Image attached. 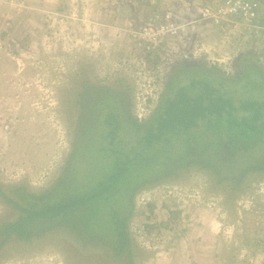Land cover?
<instances>
[{"label":"rangeland","instance_id":"374dc122","mask_svg":"<svg viewBox=\"0 0 264 264\" xmlns=\"http://www.w3.org/2000/svg\"><path fill=\"white\" fill-rule=\"evenodd\" d=\"M222 1L0 0V264H264V142H232L226 131L192 140L186 161L175 153L136 177L132 209L128 194L119 196L129 239L121 249L112 228L98 230L99 220L79 210L64 221L46 219L44 231L28 224L29 238L5 233L26 214L2 194L28 208L37 201L28 194H46L62 174L76 135L91 149L108 141L104 123L89 134L94 140L79 134L81 116L88 124L92 112L101 117L117 105L147 119L175 71L176 82L188 85L203 76L201 66L233 80L244 64L264 70V0L249 24L200 19L204 5ZM149 20L165 30L160 43L134 36ZM234 96L261 102L264 89L239 86ZM208 159L225 172L203 166ZM74 163L100 172V163Z\"/></svg>","mask_w":264,"mask_h":264},{"label":"trees","instance_id":"16d2710c","mask_svg":"<svg viewBox=\"0 0 264 264\" xmlns=\"http://www.w3.org/2000/svg\"><path fill=\"white\" fill-rule=\"evenodd\" d=\"M201 67L204 68L203 76L199 79L193 77L188 85L177 83L175 75L179 71L173 72L163 99L157 105L155 113L147 119L139 120L129 112L120 111L117 105L101 117L92 112L88 124L83 121L87 116H81L79 120L82 118V124L79 126V134L83 131L82 134L86 133L87 139L94 140L95 136H89V134L92 131L97 132L96 126L98 129L99 125L104 123L108 127L105 126L107 130L103 131L101 136L102 139H108V141L97 142L94 149H91L90 146L87 148V140H84L83 145L80 146V139L76 135L73 149L65 161L62 174L46 194L40 197L28 194L37 200L28 208H24L17 201L2 194L9 204L26 214L19 221L5 227L6 235L14 231L21 237L29 238L33 232L28 229V224H41V230L44 229L43 224L46 219L64 221L63 218L66 219L68 214H75L73 210H79L84 211L86 216L90 215L89 217L99 220L98 230L106 232L112 228L118 237L117 243L121 249L129 242L125 231L128 215L122 213L123 210L120 211L117 201H120L118 200L120 195L128 194L127 205L132 209L136 192L134 188L138 185L136 177H143L145 171L149 168L153 169V166L159 163H165L169 157L172 159L171 156H175V153L179 154L180 159H177L182 162L186 161V157L191 156L188 144L208 134L211 130H216L218 135L226 131L232 142H238L242 137L246 141L245 145H253L256 141L262 144L264 142V101L240 99L237 102L234 92L239 90V86L264 89L263 68L253 63L244 64L240 74H237L238 77L235 76L233 80L229 79L231 77L221 75L218 70L215 71L207 66ZM198 68V66L186 67V71H196ZM249 74L259 77V83H252L250 81L252 77L249 78ZM228 80L232 81L228 82ZM228 83H239V85L236 90L227 95L223 89ZM87 107L88 104L83 110ZM174 141L178 144L176 148L172 145ZM210 144L207 143L206 146ZM180 146L183 148L182 153L175 150ZM242 152L245 153V151ZM160 159L162 162L157 161ZM78 160L81 162L90 160L91 164H96V166L100 163L99 174L89 175L86 172L88 166L85 165V168L78 164L79 167L76 166L74 161ZM207 162L203 166L215 168L214 166L218 165V169L215 168L216 173L220 175L225 172L219 167L221 162H217L216 159L212 161L208 159ZM187 164L188 162L183 166ZM234 179L235 182H239L238 177ZM74 186H77L76 195L66 194L68 189ZM45 198H48L47 201L53 200L54 202L51 205L46 203L45 206L34 209L35 206L39 207V202H47ZM88 220L85 219L84 222ZM80 226L81 223L78 222V227ZM83 226L88 225L84 223ZM90 240L89 236L84 239L86 243Z\"/></svg>","mask_w":264,"mask_h":264},{"label":"built area","instance_id":"2783aa9c","mask_svg":"<svg viewBox=\"0 0 264 264\" xmlns=\"http://www.w3.org/2000/svg\"><path fill=\"white\" fill-rule=\"evenodd\" d=\"M259 5L257 0H223L216 5H204L200 10L199 17L202 21L213 26H220L229 18H235L244 24H249L253 21ZM164 33L163 27L149 20L140 26L139 31L134 32V36L139 42L157 44L161 42Z\"/></svg>","mask_w":264,"mask_h":264}]
</instances>
